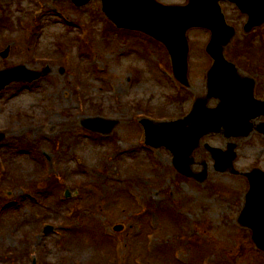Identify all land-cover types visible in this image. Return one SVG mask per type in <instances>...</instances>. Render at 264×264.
<instances>
[{"label": "rangeland", "instance_id": "obj_1", "mask_svg": "<svg viewBox=\"0 0 264 264\" xmlns=\"http://www.w3.org/2000/svg\"><path fill=\"white\" fill-rule=\"evenodd\" d=\"M38 1L0 0V71L50 68L0 91V264H32L30 252L38 264H264L250 231L235 220L247 185L241 172L264 169V136L231 139L239 174L213 169L203 143L224 148L227 140L205 136L194 152L193 170L208 167L200 183L181 178L171 154L145 145L134 123L145 112L176 119L190 95H205L208 32L187 34L189 89L177 95L163 46L110 28L100 0L79 9ZM222 8L236 30L224 55L237 61L240 75L251 74L264 97L257 66L264 69V38L246 42V16L230 3ZM97 117L114 122L110 135L81 125ZM46 225L53 230L44 233Z\"/></svg>", "mask_w": 264, "mask_h": 264}, {"label": "water", "instance_id": "obj_2", "mask_svg": "<svg viewBox=\"0 0 264 264\" xmlns=\"http://www.w3.org/2000/svg\"><path fill=\"white\" fill-rule=\"evenodd\" d=\"M72 1L79 6L89 0ZM219 1L221 0H189L184 6H163L155 0H102V10L118 27L143 31L164 43L171 56L174 76L184 84H187L188 69L186 32L192 27L211 30L206 51L212 57L213 64L207 73V87L210 95L220 100L218 107L207 109L205 100L199 99L192 113L179 122L161 124L159 127L149 121L144 122L148 139L157 132L161 133L163 143L174 153L178 171L185 176L194 175L189 166L192 159L188 157L203 134L217 131L222 125H226L229 136L248 135L254 128L250 120L264 115V103L253 99L254 82L241 77L234 65L223 56V47L234 35V29L225 24ZM231 1L249 15L246 30L264 20V0ZM7 51L2 53L4 57ZM49 71V68H45L41 73L33 72L24 66L2 71L0 89L11 81H32ZM82 125L95 131L109 132L114 122L90 118L84 120ZM257 129L264 133V124ZM230 148L227 152L212 150L216 169L224 171L231 165L235 156L234 145ZM247 176L250 189L240 221L252 228L253 242L259 249L264 250V173L253 170ZM196 178L203 181L206 171ZM50 229L48 227L46 231Z\"/></svg>", "mask_w": 264, "mask_h": 264}]
</instances>
